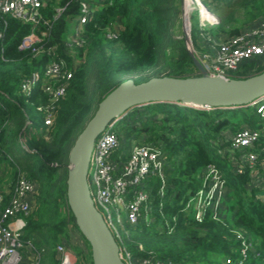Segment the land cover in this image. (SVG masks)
Instances as JSON below:
<instances>
[{
	"label": "trees",
	"instance_id": "trees-1",
	"mask_svg": "<svg viewBox=\"0 0 264 264\" xmlns=\"http://www.w3.org/2000/svg\"><path fill=\"white\" fill-rule=\"evenodd\" d=\"M82 1L90 4L92 15L82 26L81 43L70 46ZM179 1L43 0L37 26L13 14H0V191L9 202L23 173L36 184L35 205L23 214L26 227L22 236L32 242L27 257H36L35 264H59L56 247L65 241L81 255L79 264H93L89 242L67 203V169L63 168L74 140L97 109L98 105L93 108L96 94L101 101L132 75L138 76L135 82L153 75H194L197 68L184 40L175 39L171 32ZM213 1L214 5L206 0L208 7L223 17L218 30H207L216 37L220 32L238 34L246 23L264 14V0ZM229 7H239L246 19L228 27L233 16ZM33 30L39 40L22 49L23 39ZM53 53L65 59L73 76L65 96L56 102L49 128L46 109L52 97L43 82L31 96L21 86L31 74L44 73ZM262 71L264 57H255L228 76L246 77ZM26 102L36 108V116L28 113ZM263 122L253 105L208 110L174 102L136 106L120 118L118 133L125 150L129 152L134 137L138 143L161 148L166 173L163 193L159 177L145 182L150 194L147 212L137 224L126 223L121 239L116 237L121 250H128L133 258L153 256L175 264H228L227 258L233 264L240 260L242 264H264V169L245 165L238 171L232 157L239 151L231 153L228 137L246 124L264 132ZM15 150L31 158L27 169L13 160L11 151ZM211 164L223 173L227 189L218 207L211 203L198 219L187 203L199 190L209 189L206 174ZM75 230L85 248L72 246Z\"/></svg>",
	"mask_w": 264,
	"mask_h": 264
},
{
	"label": "built area",
	"instance_id": "built-area-1",
	"mask_svg": "<svg viewBox=\"0 0 264 264\" xmlns=\"http://www.w3.org/2000/svg\"><path fill=\"white\" fill-rule=\"evenodd\" d=\"M196 2L201 21L205 20L209 25H214L217 19L211 9L202 0H196ZM42 5L43 0H0V14H13L18 19L37 26L42 19L40 11ZM91 15L90 4L82 1L81 13L70 34V46L81 43L82 26ZM188 30L191 31L190 26ZM37 40H39L38 34L33 30L25 36L21 48L32 47ZM212 41L210 52L202 54V62L209 73L229 77V73L238 70L244 61L264 57V20L238 34L224 39L219 38V40L212 39ZM33 51L38 52L37 48H33ZM53 55L43 74L40 72L31 74L23 80L21 86L24 94L31 96L39 82H43V88L52 97V103L46 109V124L49 128L53 124L56 102L65 96L68 82L73 76L65 59L57 58L54 53ZM251 105L264 119V98ZM212 108L208 106L201 109ZM117 121L110 123L96 139L90 160L89 184L96 207L103 214L115 237L121 239L122 234L117 224L135 225L140 220L143 210L147 212L150 194L145 188V182L150 177H159L162 182L161 193H163L166 173L165 156L161 148L145 143H134V141L131 143L129 152L125 150L124 142L115 128ZM262 133L264 132L261 129L244 125L229 136L231 139L229 149L239 151L238 161L235 164L238 171H242L245 165H249L252 169L258 166L264 169ZM206 178L211 182L209 189L199 190L196 197L198 194L201 195L200 191H202L205 193L202 196L205 201L209 199L204 205L205 208L213 202L215 207H218L224 193L219 197H217L218 191H215V194L213 191V196L208 194L216 182H223L225 185L223 173L216 164H211ZM36 193L35 182L23 174L19 177L9 202L6 195L0 191V264H22L27 254L32 252V242L22 238L26 227L23 214L27 215L33 209ZM203 213L204 211L196 217L201 219ZM214 213L217 215L216 211ZM76 233L79 234V232ZM76 233L73 232V234ZM56 250L59 264H76V254L67 246L66 241L58 244ZM121 255L126 264H175L153 256L133 258L124 248L121 250ZM226 262L233 264L234 261L227 258ZM242 263L243 260H240L235 264Z\"/></svg>",
	"mask_w": 264,
	"mask_h": 264
},
{
	"label": "water",
	"instance_id": "water-1",
	"mask_svg": "<svg viewBox=\"0 0 264 264\" xmlns=\"http://www.w3.org/2000/svg\"><path fill=\"white\" fill-rule=\"evenodd\" d=\"M187 50L198 69L197 75H153L135 82L125 77L98 104L92 117L74 140L68 157L67 203L75 222L89 242L93 264H126L121 247L96 207L89 184L91 154L97 137L130 109L152 102H174L195 108L247 106L264 98V71L246 77L209 73L191 47L184 31Z\"/></svg>",
	"mask_w": 264,
	"mask_h": 264
},
{
	"label": "rangeland",
	"instance_id": "rangeland-1",
	"mask_svg": "<svg viewBox=\"0 0 264 264\" xmlns=\"http://www.w3.org/2000/svg\"><path fill=\"white\" fill-rule=\"evenodd\" d=\"M203 3H206V0H202ZM209 2H211L213 5L216 3L213 0H208ZM208 6V5H207ZM211 9V7H210ZM232 10L233 12V16L232 18L229 19V22L227 23V26L230 27L231 25H235V24H240V22H243L246 19V15L243 14L242 10H239V7H233L230 8L229 7V11ZM188 11V13H187ZM206 11V10H205ZM211 11L214 13L217 22L214 25H209V23H207L205 20L201 21V17H200V11H199V7L198 4L196 2V0H181L179 1V3L177 2V11L175 13L174 16V21L172 23V28H171V32L173 34V37L177 40H184L185 46H186V42H185V35H184V31L187 30L190 33V37H191V47L194 49L195 54L200 58V60L202 61V54L206 53V52H210L211 49V45L213 44L212 39H224L225 37H227L225 32H220V36L216 37L214 36L212 33H207V30H218L219 26H221V24L223 23V17L220 15V13L216 12L214 9H211ZM206 17V15H205ZM264 20V14L260 15V17H258L257 19L246 23V25L243 26L242 30H246L248 29L250 26H254L257 23L261 22ZM190 22V24L188 23ZM226 23V20H225ZM206 24V25H205ZM189 26L191 27V31L188 30ZM203 32V33H202ZM197 44V45H196ZM187 48V47H186ZM150 73H147L144 76H148ZM194 75L198 74V69L196 71L193 72ZM131 77V76H130ZM137 75H132V78H137ZM100 97L98 94H96V96L93 97V103H94V110L96 108V106L99 104ZM26 109L28 111V113L31 116H36L37 115V110L34 106H32V104H30L29 102H26ZM209 109V108H208ZM246 124V123H244ZM243 124V125H244ZM247 125V124H246ZM121 124L120 123H115V128L118 130V128L120 129ZM8 130L13 131L12 129V123H10ZM122 134L124 133V131H121ZM120 132V134H121ZM225 135H228V130L224 131ZM12 135V133L10 134ZM263 138H262V142H264V133H262ZM134 137V136H133ZM229 137V136H228ZM133 139V140H132ZM132 141H135L134 143H137V139L134 137L132 138ZM227 150V149H226ZM235 151H232L231 153L234 154ZM11 156L13 158V160L21 167V168H26L31 165V158L29 157V155H27L26 153L23 152H19L17 150L15 151H11ZM239 156V155H238ZM238 156L235 155V157H232V164H236L237 163V158ZM68 163L69 161L65 162L66 167L63 168V170L68 169ZM1 173V172H0ZM24 174V173H23ZM224 183H218L216 182L213 186H212V190L210 191V194H208L209 196H213V191L215 194V191H218V196L223 194L227 187L226 185H224ZM1 187V186H0ZM201 195L198 194V196H194L192 197L188 203L187 206H192L193 211H195L196 216L201 214L204 209H205V204H207V201L209 200L208 198L205 199L202 197L205 195L204 192L200 191ZM196 198V199H195ZM194 199V200H193ZM143 213L145 214L146 211L143 210ZM216 214H218V212H216ZM119 231L121 232V234L124 235V232L126 230V223H124L123 225L117 224ZM75 233L78 231H74ZM73 247L80 245L81 248H85V243L84 240L82 238V236L80 235V233H76L73 236ZM67 246H69L71 248V244L68 243L66 241ZM77 257V261L76 264H79L80 260H82L81 255L78 253L76 255ZM37 262V258L34 257L33 255L28 258L25 259L23 261L22 264H35ZM89 264V263H86Z\"/></svg>",
	"mask_w": 264,
	"mask_h": 264
},
{
	"label": "crops",
	"instance_id": "crops-1",
	"mask_svg": "<svg viewBox=\"0 0 264 264\" xmlns=\"http://www.w3.org/2000/svg\"><path fill=\"white\" fill-rule=\"evenodd\" d=\"M264 123V122H263ZM28 257H26V259H27Z\"/></svg>",
	"mask_w": 264,
	"mask_h": 264
},
{
	"label": "bare ground",
	"instance_id": "bare-ground-1",
	"mask_svg": "<svg viewBox=\"0 0 264 264\" xmlns=\"http://www.w3.org/2000/svg\"><path fill=\"white\" fill-rule=\"evenodd\" d=\"M199 1V0H198Z\"/></svg>",
	"mask_w": 264,
	"mask_h": 264
}]
</instances>
